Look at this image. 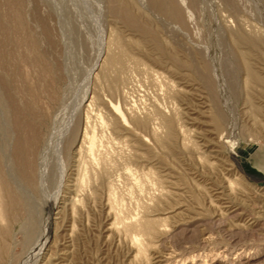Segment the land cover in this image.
Segmentation results:
<instances>
[{"label": "rangeland", "instance_id": "obj_1", "mask_svg": "<svg viewBox=\"0 0 264 264\" xmlns=\"http://www.w3.org/2000/svg\"><path fill=\"white\" fill-rule=\"evenodd\" d=\"M82 1L97 3L86 10L91 27L81 25L86 35L74 46V58L89 68L101 49L117 51L120 35L128 41L132 67L124 77V93L107 95L101 76L97 82L79 76L81 90H103L121 113L130 105L140 117L155 108L164 113L156 116L159 111L153 110L156 118L143 125L131 121L129 131L120 133L132 150L127 166L135 173L132 180L123 175L116 180L121 213H146L156 219L157 230L142 235L146 258L135 257L131 240L110 228L114 218L100 187L95 201L81 205L78 213H71L67 199L66 207L53 214L49 247L35 264H264V0H201L191 8L189 0H181L189 28L159 13L150 0H131L133 11L152 25L148 33L112 15L110 0ZM25 3L29 12L41 5L38 11L47 17L43 0ZM55 19L50 17V26L57 25ZM53 27L58 32L59 26ZM242 28L249 29L251 39H242L235 49L233 38ZM37 31L40 49L46 45L41 50L48 52L49 42ZM209 70L215 90L204 77ZM215 94L224 117L220 127L214 120ZM164 117L177 118L169 138ZM179 126L188 134L182 136ZM79 132L71 150L80 143Z\"/></svg>", "mask_w": 264, "mask_h": 264}, {"label": "bare ground", "instance_id": "obj_2", "mask_svg": "<svg viewBox=\"0 0 264 264\" xmlns=\"http://www.w3.org/2000/svg\"><path fill=\"white\" fill-rule=\"evenodd\" d=\"M43 2L48 7L47 17L39 13L41 5L38 9L34 6L30 12L27 11L25 0H4L1 4L0 264H35L49 247L53 214H59L61 209L66 207L67 199L71 213L73 215L78 213L81 205L90 200L93 202L100 187L104 192L108 214L114 218L110 228L124 233L136 248L135 257L144 259L148 244L142 239V235L148 236L156 231L157 222L156 219L146 216V213L142 216L121 213L124 204H121L122 196L117 190V177L123 175L132 180L135 172L127 166L132 150L125 147L127 139L125 140L124 136L121 138L120 133L129 131L131 121L143 125L154 118V113L156 116L164 113L158 107L159 110L156 108L155 110L159 112L153 109L155 112L150 110L140 117L131 105L126 107L125 113L124 110L121 113L120 107L107 98L108 94L113 95L112 92H126L124 77L132 67L129 60L132 59V53L128 41L125 42L122 36H114L117 51H111L110 47L104 51L101 49L89 68H85L81 60L74 58V46L81 45L83 36L86 35L85 33L82 36L83 26H90L88 24L90 18L85 17L86 10H90L89 7L93 6L94 2L82 0ZM150 2L159 13L189 28L191 22L188 21L187 24L188 19L181 0ZM188 2L191 8L197 6L201 0ZM132 4L131 0H110L108 7L112 12L107 10L124 20L127 25L141 32H151L152 25L143 21L133 11ZM203 5L205 6V3ZM28 15L37 23L36 28ZM50 17L56 18L58 32L53 27L57 25L50 26L48 22ZM192 24L193 27L196 25ZM39 29L40 34L49 42L48 52L41 50L46 45L41 49L39 47L40 37L37 31ZM235 29L237 28H233L232 32ZM245 29L238 31V35L235 34L233 48L238 49L242 39H251V35L247 34L249 29L247 32ZM87 32L90 34V30L87 29ZM109 42L110 45L113 44L111 40ZM81 55L79 54V57L82 58ZM211 74L209 70L204 77L209 87L215 90L217 84L215 85V78ZM251 74L253 77L256 76L253 72ZM79 76L85 78V81L93 78V82H97L96 79L101 76L107 83V88L105 87L107 95L102 92L103 90L95 89V86H92L90 93L89 87L82 91ZM216 95L214 100L217 108L214 120L216 126L220 127L224 117L220 100ZM176 119L164 117L168 138L172 130H175ZM151 130L157 134L156 127H152ZM178 131L180 134H188L187 129L181 126ZM78 132L81 134L80 143L76 149L71 150ZM158 139L157 141H160ZM69 160H72L73 164H68ZM146 173L143 174L149 178L150 173ZM148 181L150 180L146 179L144 185ZM149 207L145 206L144 209Z\"/></svg>", "mask_w": 264, "mask_h": 264}]
</instances>
